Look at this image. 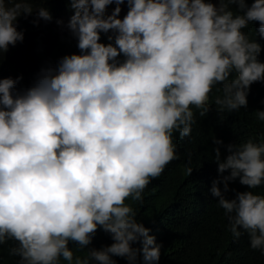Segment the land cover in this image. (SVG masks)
<instances>
[{
	"label": "clouds",
	"instance_id": "obj_1",
	"mask_svg": "<svg viewBox=\"0 0 264 264\" xmlns=\"http://www.w3.org/2000/svg\"><path fill=\"white\" fill-rule=\"evenodd\" d=\"M32 2L0 0V53L23 41L18 19L32 15ZM66 2L79 54L42 68L22 93L15 91L22 77L0 79V246L16 241L9 255L18 264H117L113 257L159 264L162 245L126 201L142 202L178 158L174 132L191 135L193 106L205 116L214 87L222 85L221 111L247 108L264 62L261 44L243 30L258 22L264 38V0ZM35 12L34 24L53 19L45 7ZM256 116L264 121V111ZM213 144L220 176L211 195L232 235L243 230L264 253V196L252 191L264 185V139ZM235 181L247 190L230 189ZM99 230L113 243L88 247ZM70 243L87 255L74 257Z\"/></svg>",
	"mask_w": 264,
	"mask_h": 264
},
{
	"label": "trees",
	"instance_id": "obj_2",
	"mask_svg": "<svg viewBox=\"0 0 264 264\" xmlns=\"http://www.w3.org/2000/svg\"><path fill=\"white\" fill-rule=\"evenodd\" d=\"M252 2L247 0L249 6ZM32 7V15H22L18 19V31L25 34L23 41L10 46L6 53H0V58L4 57L0 63V79L22 77L15 89L21 93L34 84L42 68L55 67L62 57L79 54L77 40L69 32L51 44V21L71 9L66 0H33ZM40 7L50 11L53 17L50 22L34 24L35 10ZM230 7L235 11V6ZM258 28V22H251L243 31L261 44L258 59L264 62V38L259 35ZM101 42L108 43L107 34H101ZM217 96H223L222 85L213 88L210 111L203 117L199 115L201 110L193 106L196 123L192 125L190 136L181 138L179 132H174L178 158L144 189L143 201H126L136 211L138 222L149 228L150 235L162 245L159 264H264V253L250 247L246 232L241 230L239 238L232 235L224 210L210 192L213 180L220 176L213 162L214 138L221 139L224 145L240 144L249 139L259 143L264 139V121L256 116L258 110L264 111V82L251 86L248 106L239 111H221L215 104ZM221 153L223 159L227 155L223 146ZM189 167L191 174L187 172ZM229 186L236 191L247 190L238 181L230 182ZM252 191L264 196V185ZM234 194L229 191L227 196L231 198ZM111 243L110 235L99 230L88 247L101 249ZM16 246L14 240L0 246V264H18L20 257L9 255V249ZM69 247L74 257L84 258L88 253L87 248L80 249L74 243ZM113 258L117 264H128L124 258ZM61 264L67 262L61 258Z\"/></svg>",
	"mask_w": 264,
	"mask_h": 264
},
{
	"label": "rangeland",
	"instance_id": "obj_3",
	"mask_svg": "<svg viewBox=\"0 0 264 264\" xmlns=\"http://www.w3.org/2000/svg\"><path fill=\"white\" fill-rule=\"evenodd\" d=\"M115 4L110 5L107 12L108 14H111V11L114 9ZM122 11L120 13V18H123L124 15H126L128 11L127 4L121 5ZM73 15V11L70 9L69 12L66 13H61L58 18H55L51 21V26H50V39H51V44H54L62 35L66 33H70V31L67 28V23ZM37 19L36 12H35V20ZM44 21V20H39V22ZM57 21H62V23H57ZM24 33V32H23ZM111 34V33H109ZM25 36V34H24Z\"/></svg>",
	"mask_w": 264,
	"mask_h": 264
}]
</instances>
